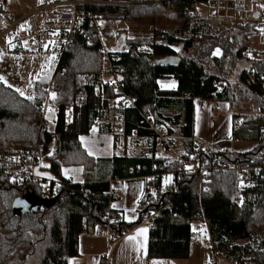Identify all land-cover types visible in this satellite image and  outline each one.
Here are the masks:
<instances>
[{
  "label": "trees",
  "instance_id": "1",
  "mask_svg": "<svg viewBox=\"0 0 264 264\" xmlns=\"http://www.w3.org/2000/svg\"><path fill=\"white\" fill-rule=\"evenodd\" d=\"M125 1L131 5L90 9L107 21H128L154 29L152 38L129 40L127 51L110 53L113 65L123 67L117 77L120 93L133 97L135 108L119 111L110 107V101L119 92L104 81L105 56L98 51L101 44L87 20L77 28L58 67L55 68L53 63L48 72L29 87L34 97L27 101L25 108L23 106V111L0 105V151L29 150L39 143L50 147L55 143L56 151L48 161L53 174L60 178L58 185L61 188L55 207L21 216L13 214V202L27 192L44 197L41 187L30 183L25 189L15 186L0 189V264H70L80 255L81 234L93 235L96 227L105 229L108 216L115 220L111 228L123 236L144 221L143 213L137 223L121 221L111 209L116 197L111 193L109 181L90 180L97 160L87 155L79 136L92 132L99 118L113 119L119 114L124 115L125 138L132 143L146 142L152 151L151 156L114 157L109 161L111 180H127V171H136V167L141 170L133 176L139 178L178 173L181 165H170L175 161V155L154 132L147 130L146 117L155 125L164 126L171 136L192 138L197 99L227 102L233 111L244 110V106L254 102L256 106L251 107L249 115L233 114V137L263 144L264 87L259 79L255 85H248L246 70H264V64L244 56V52L251 49V38L259 34L255 25L234 24L232 30L218 34L212 24L200 18L199 11L200 4L217 0ZM217 48L222 50L221 57L213 56ZM113 55H120L119 61ZM165 78L177 82L176 91L160 90L159 81ZM46 84H53L57 89L59 110L53 131H40V109ZM218 84L222 87H217ZM82 93L86 98L78 106L76 103ZM73 103V119L68 121L64 108ZM176 103L183 105V113L166 117L163 111ZM25 120L29 123L23 130ZM8 124L12 125L9 127ZM138 127V136H134ZM102 128L99 131H114L111 126H107V130ZM192 140L184 139L186 145L178 148L176 144V150L192 152ZM157 145L172 153L173 158L169 160L167 156L157 154ZM211 154L216 159L256 163L261 161L263 147L246 154L233 152L223 156L215 151ZM65 165L84 166L85 183L73 184L65 179L62 176ZM192 182V176H186L179 192L167 199L171 204L169 208L154 219L148 257L189 259L192 227L204 224L210 236L211 252L218 258L237 264H264V242L255 246L252 239L264 233V178L252 175L245 189L239 188V178L234 172L216 173L210 182L196 181L188 188ZM159 185L154 184L157 188ZM146 209L147 206L143 210ZM246 240L249 243H241Z\"/></svg>",
  "mask_w": 264,
  "mask_h": 264
},
{
  "label": "built area",
  "instance_id": "2",
  "mask_svg": "<svg viewBox=\"0 0 264 264\" xmlns=\"http://www.w3.org/2000/svg\"><path fill=\"white\" fill-rule=\"evenodd\" d=\"M131 3L125 0H38V4L31 12L16 16L11 12H0V52L3 45L6 49L14 51H27L35 49L45 54L53 56L59 63L64 54L68 51L77 28L82 21H89L90 27L93 29L95 36L98 38L101 46L98 51L106 56L109 67V76L106 83L109 87L114 88L118 96L112 100L114 110H124L136 107V101L133 97L120 93L118 82V73L123 70L120 65H113L110 53L104 49L101 36L110 29L109 26L102 27L100 21L102 17L99 13L93 12L90 8L100 7H126ZM235 20L238 24L255 25L259 33L264 29V3L257 6L256 9H249L247 0H234ZM258 15L255 17V15ZM11 41V44L9 43ZM96 45V43H93ZM120 55H113L116 61H119ZM244 56L249 60L264 64V49L247 50ZM259 75V78H256ZM256 76V77H255ZM260 80L264 87V70L248 68L246 70V82L248 85H255ZM217 87H222L218 84ZM45 98L40 109L42 124L45 127L47 123V113L49 108L59 110L57 103V89L53 84L46 85ZM51 93H56V99L53 100ZM75 104L67 105L64 108L66 119L73 118ZM148 123L147 130L154 132L167 148L173 151L175 161L170 165H181L178 173L142 176L141 178L133 176L139 173L141 168L136 167L128 170L129 177L127 180H144L146 187L143 195V201L139 205L140 213H143L144 221L151 222L160 216L164 210L171 205L167 200L170 195L177 194L180 185L185 181L186 176H192L193 182L189 183L188 188L196 182L200 181L208 183L212 180L213 175L219 172H234L239 178V186L245 189L249 186L250 177L252 175L264 178V141L263 156L261 161L256 163H238L228 159H216L212 151L229 156L234 149L228 145H222L217 148L209 143L193 139L192 152L177 151L176 138L169 135L164 126H157L146 117ZM100 125L111 126L117 131H124L126 127V119L122 114L115 118L97 119L95 126ZM139 127L134 130V136H138ZM264 137V128L262 131ZM51 153V155L49 154ZM53 156V152L44 143L37 144L29 150H19L9 152L0 151V189L7 186L21 187L25 189L30 183L38 184L41 192L45 195L43 198L53 199L61 194V188L57 183H47L39 179L35 171L41 167H45L49 163L48 159ZM170 177V181L165 183V178ZM160 183L158 188L154 184ZM243 185V186H241ZM147 206L146 210H143ZM150 208V209H149ZM107 226L103 229V235L110 241L112 248L123 237L118 235L111 228L115 223L109 216ZM191 238L195 239L196 234L192 233ZM107 260V258H106ZM218 257L215 253H210L209 263H216Z\"/></svg>",
  "mask_w": 264,
  "mask_h": 264
},
{
  "label": "crops",
  "instance_id": "3",
  "mask_svg": "<svg viewBox=\"0 0 264 264\" xmlns=\"http://www.w3.org/2000/svg\"><path fill=\"white\" fill-rule=\"evenodd\" d=\"M4 2V5L2 4ZM251 2V6L256 8L259 4ZM38 4V0H0V11L11 12L16 16L23 15L31 12ZM122 21V20H118ZM128 22V21H125ZM209 22V21H208ZM212 24L211 22H209ZM214 30H216L214 28ZM154 36V29L151 26H145L140 24H133L128 22L126 28H124L122 37L123 45L129 49L127 41L135 40L138 38H152ZM256 36V35H255ZM253 36L250 40L251 46L254 39ZM219 55H213L214 57H221L222 50ZM216 49V50H217ZM264 49V47L262 48ZM11 51L12 49H7ZM36 51L35 49H29L27 51ZM126 50V51H127ZM214 50L213 53L216 52ZM253 50V49H252ZM257 50V49H256ZM261 50V49H260ZM14 51V50H13ZM18 52V51H15ZM2 52H0V63H2ZM54 58V57H53ZM109 72V71H108ZM108 78V76H107ZM106 79L104 78V81ZM168 82L174 80L173 78H165ZM159 81V88L161 91L174 92L177 90V82L172 83L170 88L161 87ZM174 85V86H173ZM82 100L86 98L85 93ZM85 95V97H84ZM187 98V97H185ZM178 99V98H177ZM111 102V101H110ZM110 107L113 108V102L110 103ZM114 109V108H113ZM166 117L172 118L178 114L183 113V105L178 103L167 108L163 111ZM232 109L227 102H213L197 99L194 105V129L193 137H178L176 138L177 147L186 145L184 139H196L211 145L216 146L215 148L228 145L234 149V153H251L257 151L262 147L258 142L241 141L233 137L234 119ZM106 115V114H105ZM108 117H105V119ZM56 125V121H55ZM95 125V124H94ZM95 129V128H94ZM100 129H95L88 134H81L79 141L82 148L86 151L87 155L97 160V166L92 170L90 174V180L93 182L107 180L111 186V193L116 197V200L111 204V209L119 215V219L126 224L137 223L141 217L139 205L143 201V195L146 187L144 180H111V164L109 163L114 157H140V156H151L152 151L146 145V142L132 143L130 139L125 138L124 131H117L114 129L113 133L102 132ZM101 130H107L102 128ZM84 137L86 143H81L80 138ZM250 144L251 148L244 147V150H238V144ZM245 146V145H240ZM177 148V149H178ZM91 150L92 154H89ZM157 154L172 159L173 155L167 152L160 145H157ZM54 154V153H53ZM65 170H69L65 174ZM39 173V174H38ZM36 176L47 183H57L60 178L56 177L52 170L50 162L47 167H41L35 171ZM62 176L68 179L73 184L83 185L86 181V171L82 165H65L62 167ZM113 205H117L113 208ZM135 211H132V210ZM127 217V218H126ZM200 228H204L208 244L204 250L207 252L203 258H194V246L196 240L200 239V235L192 229V233L196 234V240L193 239L191 245V252L189 259H154L149 258L148 243L150 237V229L153 228L151 222L143 221L140 225L131 229L117 242L114 248H112L110 241L103 235V229L96 227V232L91 235L89 233H83L79 239V251L80 255L73 258L70 264H209V255L211 253L210 236L208 233L207 226L204 224H198ZM146 228L147 232L141 236H137V241L143 244V248L137 250V241H129L127 237L136 235L137 229ZM146 237V240H145ZM107 258V260H106ZM216 264H237L234 261L227 259L218 258Z\"/></svg>",
  "mask_w": 264,
  "mask_h": 264
},
{
  "label": "rangeland",
  "instance_id": "4",
  "mask_svg": "<svg viewBox=\"0 0 264 264\" xmlns=\"http://www.w3.org/2000/svg\"><path fill=\"white\" fill-rule=\"evenodd\" d=\"M256 2L260 5L264 3V0H247L249 9H256L253 8L251 2ZM256 3V4H257ZM3 6L4 2H2ZM234 0H217L211 2L209 4H200L199 11H200V18L203 20H207L212 23L213 27L216 29L215 31L219 33H224L229 29H233V25L238 24L235 20L234 14ZM102 22V23H101ZM128 22L125 21H107L104 20L102 17V21H100V25L102 27L109 26L110 29L104 32L101 36V42L104 49L109 53H116L119 51H126L127 48L123 45V37L122 33L124 28H126ZM141 25V24H140ZM146 26V25H145ZM264 47V35L259 33L256 35L252 41L251 49L253 50H260ZM2 63H0V77H3V80H0V105L4 107H8L11 110L20 111L27 105L26 97H34V95L29 91L30 86L33 82L37 81L41 76L45 75L48 70L52 67L53 63H55V68L58 67V61L53 58V56L45 54L40 51H18L15 52L13 50L8 51L5 46L3 45L2 48ZM104 55V54H103ZM105 56V55H104ZM111 56V54H110ZM109 71L108 62L105 56V64H104V78L107 81V76ZM172 82L164 81L161 82V87L170 88L172 83H175L174 80H170ZM8 85H11L9 87ZM48 85V84H46ZM43 87V91H45V87ZM19 89L20 91H17ZM20 92H23L24 95L21 96ZM83 95L79 94L78 101L76 105L81 106L80 101L82 102ZM85 97V95H84ZM26 103V104H25ZM251 105V106H250ZM244 106L246 109L244 110H232V113H239V114H247L251 112V107L256 104L253 102L251 104ZM254 108V107H253ZM23 111V110H22ZM57 112L58 110L52 109L51 112L48 111L47 113V123L45 127H41L42 124V117L40 114V131H53L55 128V121L57 120ZM253 112V109H252ZM74 115V114H73ZM115 118V117H114ZM71 118L68 121H71ZM112 119V118H110ZM243 119L240 120V122ZM29 121L25 120L22 129H26V125H28ZM12 124H8L10 127ZM94 128L100 129L102 128L101 125ZM106 128V127H103ZM38 136V134H37ZM55 142V141H53ZM240 145H245L241 146ZM244 147L251 148L250 144L239 143L238 150H244ZM53 153L56 151V145L53 143L49 150ZM241 189V187L239 186ZM192 229L200 235V239L196 240L195 242L197 245L194 246V258L199 259L206 256L207 252L204 250L205 246L208 244V238L206 232L203 228H200L197 224L192 227ZM254 244L259 245L264 242V233H260L253 238ZM241 243L246 244L249 243V240L242 241ZM252 243V241H251Z\"/></svg>",
  "mask_w": 264,
  "mask_h": 264
},
{
  "label": "water",
  "instance_id": "5",
  "mask_svg": "<svg viewBox=\"0 0 264 264\" xmlns=\"http://www.w3.org/2000/svg\"><path fill=\"white\" fill-rule=\"evenodd\" d=\"M258 15L256 14L255 17ZM58 197L53 199H47L37 196L34 193H23L18 197L12 206V211L15 216H21L26 213H39L45 212L58 203Z\"/></svg>",
  "mask_w": 264,
  "mask_h": 264
},
{
  "label": "snow or ice",
  "instance_id": "6",
  "mask_svg": "<svg viewBox=\"0 0 264 264\" xmlns=\"http://www.w3.org/2000/svg\"><path fill=\"white\" fill-rule=\"evenodd\" d=\"M101 23H102V22H101ZM261 31H262V33H264V29H262ZM9 43L11 44V41H9ZM177 51H178V49H177ZM219 53H220V50L217 49L216 52L213 53V55H219ZM0 80H3V77H0ZM8 86L11 87V85H8ZM173 86H174V85H173ZM17 91H20V90L17 89ZM20 95L23 96L24 93H23V92H20ZM51 97H52L53 100H55V99H56V93H51ZM26 98H27V99H32V97H26ZM51 111H52V109L49 108V112H51ZM93 131H95V129H93ZM80 140H81V143H86L84 137H81ZM49 154L51 155V153H49ZM89 154H90V155L92 154L91 150H89ZM45 167H47V165H45ZM68 171H69V170H65V174H67ZM38 174H39V173H38ZM170 179H171L170 177L165 178V183H168V182L170 181ZM241 186H243V185H241ZM112 207H113V208H116L117 205H113ZM132 211H135V210L133 209ZM126 218H127V217H126ZM194 230H195V229H194ZM201 231H203V229H201ZM146 232H147V229H146V228H140V229H137V233H136V235L129 236V237H127V239H128L129 241H137V236H141V235L145 234ZM145 240H146V237H145ZM141 248H143V244H140V242L137 241V250L139 251ZM154 264H155V262H154Z\"/></svg>",
  "mask_w": 264,
  "mask_h": 264
},
{
  "label": "bare ground",
  "instance_id": "7",
  "mask_svg": "<svg viewBox=\"0 0 264 264\" xmlns=\"http://www.w3.org/2000/svg\"><path fill=\"white\" fill-rule=\"evenodd\" d=\"M189 141H190V139H189ZM172 154V153H171Z\"/></svg>",
  "mask_w": 264,
  "mask_h": 264
}]
</instances>
